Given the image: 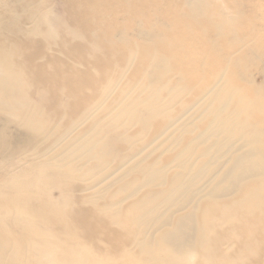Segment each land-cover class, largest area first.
I'll return each instance as SVG.
<instances>
[{
  "label": "bare ground",
  "instance_id": "obj_1",
  "mask_svg": "<svg viewBox=\"0 0 264 264\" xmlns=\"http://www.w3.org/2000/svg\"><path fill=\"white\" fill-rule=\"evenodd\" d=\"M0 264H264V0H0Z\"/></svg>",
  "mask_w": 264,
  "mask_h": 264
},
{
  "label": "rangeland",
  "instance_id": "obj_2",
  "mask_svg": "<svg viewBox=\"0 0 264 264\" xmlns=\"http://www.w3.org/2000/svg\"><path fill=\"white\" fill-rule=\"evenodd\" d=\"M253 77H254V80H256L257 83H259V82L262 81L263 77H262V75H261V73H260V69H255V70L253 71ZM21 130L24 131L23 134H21V136H22V135H24V133H26V132H25L24 129H21ZM25 138H26L25 135H24V137H23V136L21 137L22 140H25ZM21 139H20V141H22Z\"/></svg>",
  "mask_w": 264,
  "mask_h": 264
}]
</instances>
